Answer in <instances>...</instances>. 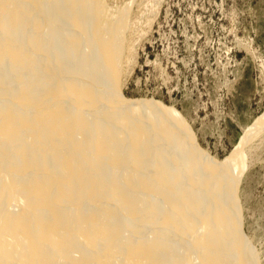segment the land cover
<instances>
[{"label": "bare ground", "instance_id": "6f19581e", "mask_svg": "<svg viewBox=\"0 0 264 264\" xmlns=\"http://www.w3.org/2000/svg\"><path fill=\"white\" fill-rule=\"evenodd\" d=\"M120 5L0 0V264H255L234 158L123 98L135 15Z\"/></svg>", "mask_w": 264, "mask_h": 264}, {"label": "rangeland", "instance_id": "374dc122", "mask_svg": "<svg viewBox=\"0 0 264 264\" xmlns=\"http://www.w3.org/2000/svg\"><path fill=\"white\" fill-rule=\"evenodd\" d=\"M107 1L135 15L123 98L160 103L216 163L235 159L242 246L264 264V132L240 147L264 115V0Z\"/></svg>", "mask_w": 264, "mask_h": 264}]
</instances>
